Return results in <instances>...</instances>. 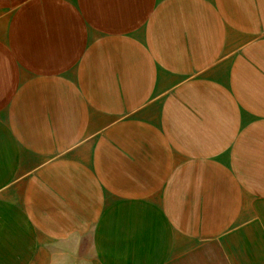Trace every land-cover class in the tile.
Listing matches in <instances>:
<instances>
[{"label": "crops", "instance_id": "1", "mask_svg": "<svg viewBox=\"0 0 264 264\" xmlns=\"http://www.w3.org/2000/svg\"><path fill=\"white\" fill-rule=\"evenodd\" d=\"M0 264H264V0H0Z\"/></svg>", "mask_w": 264, "mask_h": 264}]
</instances>
